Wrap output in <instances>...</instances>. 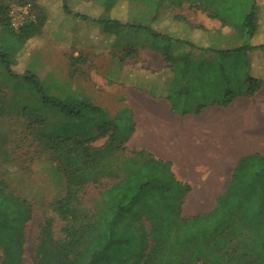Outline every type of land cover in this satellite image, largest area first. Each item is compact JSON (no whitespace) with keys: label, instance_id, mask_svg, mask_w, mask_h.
Wrapping results in <instances>:
<instances>
[{"label":"trees","instance_id":"1","mask_svg":"<svg viewBox=\"0 0 264 264\" xmlns=\"http://www.w3.org/2000/svg\"><path fill=\"white\" fill-rule=\"evenodd\" d=\"M165 1L149 0L150 24L157 18ZM205 1L168 0L172 6L185 2L204 4ZM208 1L210 10L202 8L207 17L234 30L241 41L239 48L211 52L214 56L232 54L235 58L226 59L225 63H214L209 77L225 78L231 72L235 74L231 73L230 76H235L238 70L247 68V54L251 50L264 52V0ZM6 12L5 7H0V24L18 37L19 47L23 48L27 41L40 36L42 17L37 15L35 23H28L14 32L9 26ZM176 19L185 23L188 34L193 35L195 28L189 26L183 17ZM98 22L106 32L113 33L115 30L116 33L119 29L130 28L146 31L155 38L171 40L166 35L152 32L151 25L144 23L121 25L109 19ZM109 26L114 29H109ZM185 46L188 50L180 61L165 54L166 62L177 75L168 86L170 97L167 94L173 113L180 116L197 115L207 106L227 107L235 97L250 98L261 88V81L243 77L245 88L242 93L228 91L219 100L198 104L191 109L185 98L179 97L189 92L179 85V80L187 84L190 79L178 78V73L186 74L190 67H196L199 72L193 80L200 82V75L203 74L200 63L188 59L191 55H204L208 50L188 42ZM6 58V54L0 51V61L5 63L9 73L10 65L15 60L9 65L5 62ZM69 60L71 65L75 64L72 58ZM225 65L229 67L225 68ZM21 76L42 95L35 77L26 76L25 73ZM42 103L59 109L62 117L79 124L78 121L85 117L90 119V125L85 129L78 124L69 125L63 128L65 132L54 133L53 129V133L44 136V147L52 152H58L65 145L84 150L93 139L115 133L110 119L103 117L104 111L87 101L42 95ZM121 140L126 141L124 138ZM135 154L141 163L133 164V169L128 166L130 172L127 179L110 188L106 206L91 214L89 221L78 220L71 208L79 186L86 182L84 172L64 170L61 165L58 166L65 177L66 191L63 197L52 202L51 209L62 223V238H51L45 231L46 237L36 248L33 264H264V157L253 154L239 160L225 195L217 201L214 209L203 216L183 218L180 216L181 204L189 188L175 180L169 164L143 152ZM30 214L31 209L26 201L11 194L0 195V264H23V230ZM144 221L149 223V231L145 229ZM237 238L245 240V244L240 246Z\"/></svg>","mask_w":264,"mask_h":264},{"label":"crops","instance_id":"2","mask_svg":"<svg viewBox=\"0 0 264 264\" xmlns=\"http://www.w3.org/2000/svg\"><path fill=\"white\" fill-rule=\"evenodd\" d=\"M11 1L31 4L35 13L43 18L42 30L45 32L55 33L54 16L57 15L67 16L66 23L71 26L68 30L65 28L64 37L58 42H54L53 37L48 35H45L47 39L33 42L36 45L31 49L32 52L27 50L29 57L26 62L22 60L19 63V70L22 72L10 69L9 74L18 75L27 71L31 54L36 53L35 57H38L39 51L50 49V41L54 42L55 51L52 52V59L48 60L56 66L59 75L54 76H58L61 84L71 92H79L72 93L69 98L92 103L108 114L117 112L123 106L128 108L132 116V130L126 138V147L132 152H143L157 161L169 164L175 180L189 188L182 199L183 218L203 216L214 209L217 201L225 195L239 160L253 154L264 157V87L250 98L235 97L227 107L212 105L202 109L197 115L180 116L172 112L166 91L164 96L151 97L146 92L135 89L130 81L128 85L119 86L117 81L112 83L113 81L108 80L112 79V76L118 77L117 71L122 70L118 68V65H122L117 50L120 44L118 39L120 40L125 31L135 30L122 28L113 34L106 32L98 21L105 14L109 20L117 21L121 25L133 23V6L128 0H118L104 11L95 0H0V7H5L7 11ZM171 11L172 7H166L164 3L155 21L150 24V19L147 18L144 23L151 25L152 32L160 36L166 35L171 40L155 38L146 31L136 30L146 33L145 47L154 50L148 52L146 57L142 56L141 66L160 79H166L164 88L168 87L172 79L177 78L173 67L166 62L165 54L180 61L183 52L188 50L186 42L208 50L213 47L214 39L232 36L226 34L231 29L223 27L218 20V27H214L216 20H211L200 12L192 14L189 18L184 14L182 16L179 13H170ZM177 17H183L189 26L195 28L193 35L188 34L185 23L177 21ZM38 38H32L31 41ZM151 38L155 40L153 43ZM127 43L124 44L125 49L131 46ZM166 45L172 47L170 53L164 51ZM207 53L191 55L188 59L190 62L192 60L200 63L201 72L205 76L211 73L214 63H225L226 60ZM250 53L247 54V61L250 62V59L255 57L256 68H264L257 57L264 55V52ZM70 58L74 65L70 64ZM208 62H211V65ZM16 65L18 64L15 62L12 67L16 68ZM86 65H90L91 71L95 70L92 76H98L96 72L106 73L104 76L99 75V85L91 87L89 80L81 76ZM227 67L229 66L225 65V68ZM190 68L189 76L181 72L180 75L178 73V78L194 79L199 71H196V67ZM122 71L129 79L135 77L130 74V70ZM48 72L41 77L47 79L52 74ZM203 74L201 75L204 76ZM34 77L37 79L35 75Z\"/></svg>","mask_w":264,"mask_h":264},{"label":"rangeland","instance_id":"3","mask_svg":"<svg viewBox=\"0 0 264 264\" xmlns=\"http://www.w3.org/2000/svg\"><path fill=\"white\" fill-rule=\"evenodd\" d=\"M95 1L102 8V11L107 10L113 3L118 2V0ZM13 2L8 3L7 16L9 8L14 4L20 3ZM128 2H131L133 6L131 11L133 24H143L147 18L150 19L151 5L149 0ZM164 3L166 7H172L170 13H179L189 18H191L192 14L196 15L199 12L207 16L206 11L202 10L204 7L210 10V1L208 0L204 4H201V2L194 4L185 2L172 6L168 0ZM35 17L37 20L36 13ZM54 17L56 25L55 33L45 32L41 29L39 33L40 36H43H38V39L32 41L30 39L25 43L23 48L19 47L18 37L9 31L4 24H0V51L6 54V63L10 65L15 60L18 64L16 68L10 65L11 70L18 71L21 68L19 63L22 60L26 62L27 57H29L27 50L32 52L31 49L36 45L34 44L35 41L39 42V39H47L45 35L53 37L54 42H58L61 37H64L65 28L68 30L71 26L66 23L68 17L64 15ZM101 17L103 20L108 19L105 14ZM214 24V27H218L217 20ZM109 29L113 30L114 28L109 26ZM125 32L120 37L121 41L118 39L120 44L117 50L122 63V65H118V68L127 71L130 70V74H134L135 77L129 79L127 78L128 76L125 77V74L121 70L117 71L118 74H116L119 78L112 76V79H110L108 78L110 76H108V80L113 81L112 83L117 81L119 86L128 85L130 81L135 89L146 92L151 97L157 95L164 96L166 93L169 96L171 91H168V87L164 88L167 80L160 79L159 76L154 75L153 72H147L145 67L141 66L142 56L146 57V54L153 50L151 47H145L147 45L146 33L136 30ZM113 34H115V30ZM226 34L232 36L229 38L214 39L213 47L208 49V54H212L211 52L217 53L224 50H231L241 46V41L234 30H229ZM150 40L151 43L155 41L152 38ZM54 42L50 41V49H45L42 52L39 51L40 53H37L38 57H35L36 53H32L30 65L27 71L25 70L26 72H23L26 76L34 77L35 75L37 77L42 95L65 99L69 98L72 93L78 94L79 92H71L70 89L65 88L66 86L61 84L58 76H54L59 75L56 72V66L52 61H48L52 59V52L55 51ZM126 42H128V45H131L129 46L130 48L127 47L128 49H125L126 47L124 46ZM167 46L164 47V51L170 53L172 47L169 48ZM257 52L261 51L254 49L249 53L254 54ZM219 57L222 60L235 58L232 54H220ZM257 57L261 60L260 65H264V55ZM254 58H251L250 62L247 61V68L238 70L236 74L238 78L236 75L230 76L231 73H235L229 72L230 75L225 78H210L209 76L212 73H207L206 76L203 74L204 76H202L200 82H197L198 79H192L185 84L184 80H179V85L189 91L188 94L183 96L179 95V97L185 98L184 101L192 109L198 104H207L213 100H219L228 91L235 94L242 93L245 88V79L243 77L261 81L262 85L260 87H264V68L260 66L256 68L257 63ZM208 63L210 64L211 62ZM89 66L86 65V67H83L84 71H82L81 76H85L89 80L88 84L91 87L99 85V75L104 76L106 73L101 74L96 72L98 76H92L95 70L91 71L92 68L90 70ZM19 72H22V70L20 69ZM47 72L52 74L47 79L42 78L41 76H45ZM24 73H19V76H13L15 73H12V75L9 74L5 68V63L0 61V195L2 193L11 194L26 201L30 206V219L25 223L23 230L22 258L23 264H33L36 248L40 241L46 237L44 235L46 232L50 234L51 238H62L60 233L62 223L57 214L51 209L52 202L63 197L66 191L65 177L58 169L59 165L64 170L73 171L76 169L79 173L81 171L84 172L86 182L79 186L76 199L72 202L71 208L72 214L78 220L81 221L84 219L89 221L91 214L100 211L106 206L110 188L127 179L130 172L128 166L133 169V164L141 163V159L135 152L129 150L125 143L122 142L123 140H121L123 138L126 139L132 130V116L128 108L124 106L119 108L117 112L111 114H108L105 110L102 112L104 118L107 115L110 116L108 119L113 124L114 134L93 139L84 150L76 148L73 145H65L58 152H52L46 149L44 147V136L53 133V129L54 133L65 132L64 127L75 124L85 129L90 125L88 123L90 119L85 117L83 120L78 121L80 122L79 124L76 121L62 117L59 109L44 105L42 103V95L21 76ZM189 73L190 71L188 70L186 75L189 76ZM95 77L97 78L95 79ZM85 82L87 84L86 80ZM212 82L213 84H211ZM119 90L121 89L119 88ZM67 91L69 92L67 93ZM92 105L95 106L94 104ZM144 227L149 231L150 225L148 222L144 221ZM149 239L151 241V235H149ZM236 241L240 246L245 244V240L241 238H237Z\"/></svg>","mask_w":264,"mask_h":264},{"label":"built area","instance_id":"4","mask_svg":"<svg viewBox=\"0 0 264 264\" xmlns=\"http://www.w3.org/2000/svg\"><path fill=\"white\" fill-rule=\"evenodd\" d=\"M9 26L14 32H18L28 23H34L35 13L29 3H17L8 10Z\"/></svg>","mask_w":264,"mask_h":264},{"label":"bare ground","instance_id":"5","mask_svg":"<svg viewBox=\"0 0 264 264\" xmlns=\"http://www.w3.org/2000/svg\"><path fill=\"white\" fill-rule=\"evenodd\" d=\"M153 112V111H152ZM156 114V113H155ZM155 117V116H154ZM196 209V208H195Z\"/></svg>","mask_w":264,"mask_h":264}]
</instances>
